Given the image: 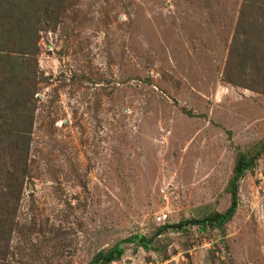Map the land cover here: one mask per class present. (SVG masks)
<instances>
[{
	"label": "rangeland",
	"instance_id": "1",
	"mask_svg": "<svg viewBox=\"0 0 264 264\" xmlns=\"http://www.w3.org/2000/svg\"><path fill=\"white\" fill-rule=\"evenodd\" d=\"M242 3L60 0L42 15L18 218L34 233L11 264H88L132 233L230 206L239 151L264 141V91L225 77ZM202 229L169 228L159 252L126 244L111 264H264V152L226 235Z\"/></svg>",
	"mask_w": 264,
	"mask_h": 264
},
{
	"label": "trees",
	"instance_id": "2",
	"mask_svg": "<svg viewBox=\"0 0 264 264\" xmlns=\"http://www.w3.org/2000/svg\"><path fill=\"white\" fill-rule=\"evenodd\" d=\"M60 0H0V261L11 264L26 247L21 241L34 233L19 218L37 110L39 72L37 54L42 15L57 16ZM226 79L236 85L264 91V0H243L225 68ZM238 78L244 80L239 83ZM254 151V152H253ZM264 152V141L240 152L230 180L231 204L223 212L212 211L202 218H186L159 225L156 232H135L99 249L88 264H111L121 260L126 244L158 251L155 241L169 228L186 231L189 226L218 229L221 238L239 206V181ZM202 229V230H203ZM18 239L13 247L11 239ZM166 246V244L164 245ZM159 252V251H158Z\"/></svg>",
	"mask_w": 264,
	"mask_h": 264
},
{
	"label": "built area",
	"instance_id": "3",
	"mask_svg": "<svg viewBox=\"0 0 264 264\" xmlns=\"http://www.w3.org/2000/svg\"><path fill=\"white\" fill-rule=\"evenodd\" d=\"M160 191H161V193L163 194L164 197H167V193H169V185L161 187ZM161 215H162V216H160L161 220H165L169 216V214L167 212L163 213Z\"/></svg>",
	"mask_w": 264,
	"mask_h": 264
}]
</instances>
